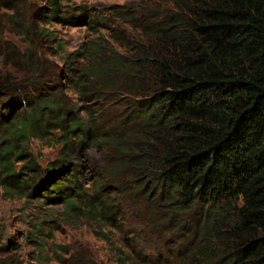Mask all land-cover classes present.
I'll list each match as a JSON object with an SVG mask.
<instances>
[{
  "label": "trees",
  "instance_id": "trees-1",
  "mask_svg": "<svg viewBox=\"0 0 264 264\" xmlns=\"http://www.w3.org/2000/svg\"><path fill=\"white\" fill-rule=\"evenodd\" d=\"M170 3L129 53L90 55L77 74L82 104L102 95L114 99L111 107L122 103L110 131L88 107L76 110L53 94L20 98L9 114L0 112V187L14 198L38 181L35 193L45 188L43 199L98 228L114 264H264V0ZM16 36L25 50L12 45L0 57L29 67L37 80L25 84L37 87L43 61L53 56L37 43L55 38L44 27ZM7 81L0 96H7ZM33 140L61 147L49 170L59 181L51 186L50 173L30 178L17 170ZM100 148L109 152V166L103 174L89 169L93 191L85 195L71 160L90 159ZM108 179L118 189L100 196ZM134 230L150 250L138 247L128 234ZM10 246L0 240V264H23L8 255Z\"/></svg>",
  "mask_w": 264,
  "mask_h": 264
},
{
  "label": "rangeland",
  "instance_id": "rangeland-1",
  "mask_svg": "<svg viewBox=\"0 0 264 264\" xmlns=\"http://www.w3.org/2000/svg\"><path fill=\"white\" fill-rule=\"evenodd\" d=\"M7 1L13 5L14 11L5 4L0 6V50L6 52L12 45H22V50H25L27 44L22 42V36L16 35L29 32L33 37L38 27L50 31L55 42L37 43V46L45 49L44 53L53 55L51 63L43 61V72L39 75L42 84L37 87L25 84L26 81L31 83L37 80L29 67L13 68L0 57V82L8 79L5 82L7 96H0V112L9 114L18 107L20 98L28 96V99H32L53 94L76 110L88 107L99 118V128L110 131L112 115L116 113L114 110H122V103L111 107L114 99L102 95L94 103L82 104L73 84L78 80L77 74L90 64V55L98 60L114 53H129L142 40L143 34L153 30L162 14L171 7L170 0ZM52 1L56 2V13L52 12ZM57 44L61 48H57ZM88 90L95 91V88ZM60 148L38 140L31 141L27 158L24 157L23 162H16L17 170H22L30 178L40 173H43L42 177L51 174L50 179H53L49 186L57 183L59 179L53 175L55 172L49 170L53 169ZM109 162V152L101 148L94 149L90 159L77 157L71 160V167L79 168L83 174L82 190L85 195L93 191L94 181L89 178V169L94 168L95 172L103 174ZM24 167H28V170H24ZM30 167L37 171L32 172ZM63 175L60 178L66 176L65 173ZM73 175L78 173L72 172L70 182L75 183ZM35 185L28 192L29 195L26 193L14 198L8 197L0 187V240L4 245H11L8 255L20 258L23 264H77L81 260L114 264L109 246L96 236L98 228H93V224L85 219L78 220L72 214L67 215L60 202L43 199L41 195L45 188L35 193ZM105 185L99 192L100 196L111 195L113 189H118V185L109 179ZM67 186L71 187V184L68 182ZM32 193L34 196H30ZM112 233L113 241L118 244L123 242V235L114 230ZM128 234L137 239L140 249L150 250L146 236H139L135 230Z\"/></svg>",
  "mask_w": 264,
  "mask_h": 264
}]
</instances>
